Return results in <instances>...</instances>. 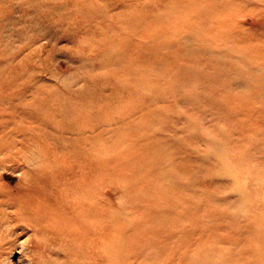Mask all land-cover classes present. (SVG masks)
I'll use <instances>...</instances> for the list:
<instances>
[{"label":"rangeland","instance_id":"1","mask_svg":"<svg viewBox=\"0 0 264 264\" xmlns=\"http://www.w3.org/2000/svg\"><path fill=\"white\" fill-rule=\"evenodd\" d=\"M44 1L0 0V264H264V0Z\"/></svg>","mask_w":264,"mask_h":264},{"label":"bare ground","instance_id":"2","mask_svg":"<svg viewBox=\"0 0 264 264\" xmlns=\"http://www.w3.org/2000/svg\"><path fill=\"white\" fill-rule=\"evenodd\" d=\"M46 1V0H45ZM44 1V2H45ZM41 4V3H40ZM13 175V174H12ZM10 180V179H9ZM34 228V227H33ZM34 230H35V228H34ZM32 243V247H35V249H40L39 247H40V243H38V242H35L34 240L31 242ZM29 264V263H28Z\"/></svg>","mask_w":264,"mask_h":264}]
</instances>
